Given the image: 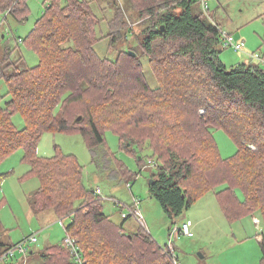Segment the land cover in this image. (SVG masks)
Masks as SVG:
<instances>
[{"label":"trees","instance_id":"obj_1","mask_svg":"<svg viewBox=\"0 0 264 264\" xmlns=\"http://www.w3.org/2000/svg\"><path fill=\"white\" fill-rule=\"evenodd\" d=\"M129 1L147 21L141 48L156 87L148 83L138 55L122 51L115 60L98 55L100 19L85 0H45L33 29L19 38L40 56L39 64L21 69V59L9 61L10 47L0 59V80L8 88L0 98V165L23 149L30 170L21 180H40L30 197L32 209L71 219L64 240L40 253L42 264H76L67 236L92 264H174L167 246L146 230L127 231L104 211L103 198L84 185V166L75 155L59 150L52 157L39 155L48 132L80 133L95 153L107 147L105 134L112 131L139 165L145 159L138 151L150 148L149 160L158 168L150 192L170 220L216 190L230 222L259 213L264 223V67L228 68L220 58L221 28L194 14V0ZM178 7L180 15L174 13ZM122 8L110 22L112 29L117 21L119 37L133 28L128 22L120 26ZM9 15L27 21L28 0H0V22ZM16 114L25 120L21 129L13 121ZM213 129L233 139L238 147L233 156H221ZM118 167L123 175L130 172L121 160ZM12 173L1 174L0 183ZM4 204L3 199L0 207ZM14 245L0 241V258ZM260 246L264 264V233Z\"/></svg>","mask_w":264,"mask_h":264},{"label":"rangeland","instance_id":"obj_2","mask_svg":"<svg viewBox=\"0 0 264 264\" xmlns=\"http://www.w3.org/2000/svg\"><path fill=\"white\" fill-rule=\"evenodd\" d=\"M89 1L94 12L100 19L96 35L99 38L96 51L102 58L115 60L122 51L135 52L140 58L144 73L152 87H156L157 78L150 64L149 57L142 51L141 41L144 39L142 30L147 25L141 20L133 9L129 0H85ZM193 12L196 15L204 14L207 19L216 21L224 31L234 39L245 42L244 51L232 47H222L220 58L228 67L232 68L240 63L261 64L259 60L252 59L249 54L259 52L264 56V0H207L208 13L199 0H194ZM199 1V2H198ZM45 0H28L30 15L27 21L18 22L11 15L0 22V59L6 55L9 47L12 52L10 62L20 60L17 65L21 69L35 66L40 62V56L29 50L19 42L33 29L35 22L45 9ZM123 7L124 19L120 15V26L124 22L133 27L124 30L119 37L115 30L117 21L111 29V21L118 8ZM206 11V12H205ZM181 7L174 10L180 15ZM115 20V19H114ZM124 20V21H123ZM1 21V20H0ZM112 31V32H111ZM114 33V34H111ZM4 34V37L2 35ZM119 37V38H118ZM114 41V43H113ZM8 92L4 79L0 80V98ZM9 98L2 99V102ZM13 121L18 128H23L25 120L21 114H16ZM215 138L223 158L235 154L238 147L233 139L221 129H213ZM107 147L101 145L94 151L85 142L80 133H45L39 142V155L52 157L57 150L65 154H73L84 166L83 183L86 188L102 190L104 211L112 215L113 220L120 224L124 222L127 231L143 228L161 244H169L170 234L175 231L174 245L176 255L182 264H250L254 260L261 262V246L259 236L264 233V223L258 213L259 223L253 217L230 222L224 215L216 198L215 191L199 200L179 217L169 219L163 206L150 192L151 176L156 172L157 162L149 156L153 154L150 148L138 151L144 156V163L138 164L135 154L123 149L119 137L112 131L106 132ZM24 150L16 151L11 157L0 165V175L13 172L0 183V241L9 246L36 237L35 243H28L29 253L24 255L19 250L16 256L4 261L6 264H42L40 253L47 247L60 243L66 236V227L71 219L61 221L54 211L46 210L36 213L31 206L30 197L40 186L36 177L21 180V177L30 170V166L23 161ZM118 160L124 162L130 172L126 175L120 173ZM148 166H146V165ZM146 167H145V166ZM134 196L141 200L145 216V226L140 225L133 217L124 221L121 217V208L116 200L122 204L130 205ZM128 213V208H123ZM192 214L188 216V214ZM195 215V217L193 216ZM190 219V220H189ZM189 221H192L193 225ZM188 222L194 233L189 237L175 230Z\"/></svg>","mask_w":264,"mask_h":264},{"label":"built area","instance_id":"obj_3","mask_svg":"<svg viewBox=\"0 0 264 264\" xmlns=\"http://www.w3.org/2000/svg\"><path fill=\"white\" fill-rule=\"evenodd\" d=\"M206 11H208V2L207 0H199ZM221 35H222V45L224 48L226 47H232L235 48L238 51H244L246 44L244 41H240V40H235L234 36L221 31ZM253 59H257L259 60V62L261 64H264V56L261 55V53L259 52H253L249 54ZM150 164L153 166V161H150ZM148 166V165H146ZM96 194L99 195L100 197H102L101 195L102 190H100L99 188H97L95 190ZM121 202L116 200V204L119 206ZM124 207L128 208V213L127 211H125L124 209L121 210V217L123 219H128L130 217H133L140 225L145 226V216L142 210V206H141V200L137 197H134L133 203L128 205L125 204ZM259 223V220L257 221ZM175 230H179V232L183 235L186 236H193L194 233L191 229V226L188 222H185L181 228H179V226L175 227ZM175 231L173 233H171L170 238H169V244H167V249L168 251L171 253L172 257L174 258V264H182L181 261L177 258L176 255V248L174 245V235H175ZM37 241V238L31 237L30 239L23 241V242H19L17 244H15L12 248H10L6 253L3 254V256L0 258V264H6L4 263V261L8 258H12L16 256V251L19 250L21 253H23L24 255H27L29 253V246L26 245V242L28 243H35ZM66 245L68 247H70L72 254H73V261L76 264H92L89 263L87 261H85L82 257L81 254H79V246L76 243V240L71 238L70 236H67L65 239Z\"/></svg>","mask_w":264,"mask_h":264},{"label":"crops","instance_id":"obj_4","mask_svg":"<svg viewBox=\"0 0 264 264\" xmlns=\"http://www.w3.org/2000/svg\"><path fill=\"white\" fill-rule=\"evenodd\" d=\"M199 2V1H198ZM206 12V11H205ZM207 13H208V11H207ZM214 21V20H213ZM216 24H218L216 21H214ZM219 25V24H218ZM220 26V25H219ZM220 28L222 29V27L220 26ZM3 37H4V35H3ZM244 41V40H243ZM250 56V55H249ZM251 57V56H250ZM252 58V57H251ZM253 59V58H252ZM97 189V188H96ZM95 189V190H96ZM207 196V195H206ZM135 197V196H134ZM201 200V199H200ZM132 202H133V199H132ZM197 203V202H196ZM195 203V204H196ZM132 204V203H131ZM194 204V205H195ZM192 214H194V213H192ZM192 214H188V216H190V215H192ZM194 217H195V215H193ZM254 219H255V221H256V223H258L257 221L259 220L257 217H254ZM190 220V219H189ZM190 223H191V225H193V223H192V221H189ZM189 223V224H190ZM190 225V226H191ZM192 228V227H191ZM171 235V234H170ZM175 236H176V234L174 235V238H175ZM262 238H263V235H261V236H259V242H261V240H262ZM158 240V239H157ZM159 241V240H158ZM160 242V241H159ZM261 257H262V249H261ZM258 263V260L256 259V260H254L252 263H250V264H257Z\"/></svg>","mask_w":264,"mask_h":264},{"label":"water","instance_id":"obj_5","mask_svg":"<svg viewBox=\"0 0 264 264\" xmlns=\"http://www.w3.org/2000/svg\"><path fill=\"white\" fill-rule=\"evenodd\" d=\"M163 28H164V26H163ZM129 53H130V55H132L134 57L137 56V54L133 51H130ZM153 182H154V174L151 176L150 184H152Z\"/></svg>","mask_w":264,"mask_h":264},{"label":"clouds","instance_id":"obj_6","mask_svg":"<svg viewBox=\"0 0 264 264\" xmlns=\"http://www.w3.org/2000/svg\"><path fill=\"white\" fill-rule=\"evenodd\" d=\"M63 221V220H62Z\"/></svg>","mask_w":264,"mask_h":264}]
</instances>
